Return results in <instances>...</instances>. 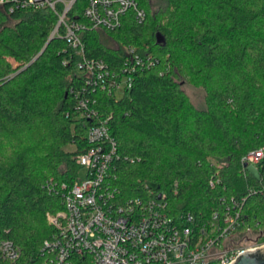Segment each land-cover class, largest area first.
Masks as SVG:
<instances>
[{"label": "trees", "instance_id": "1", "mask_svg": "<svg viewBox=\"0 0 264 264\" xmlns=\"http://www.w3.org/2000/svg\"><path fill=\"white\" fill-rule=\"evenodd\" d=\"M89 1L77 0L70 19L86 23ZM136 1L147 14L143 24L128 14L116 31L82 33L86 57L112 71L123 67L128 48L158 61L120 99L88 90L97 120L75 108L84 82L79 58L63 37H52L58 15L0 11V242L20 248V264L41 262L54 233L48 214L64 208L61 187L79 179L77 157L91 146L98 120H108L117 142L114 175L123 195L154 188L172 217L190 214L196 226L225 209L223 198H246L243 230L264 231V195L251 194L261 186L243 160L264 150V0H167L158 13L149 0ZM187 83L206 90L205 109L192 104Z\"/></svg>", "mask_w": 264, "mask_h": 264}, {"label": "built area", "instance_id": "2", "mask_svg": "<svg viewBox=\"0 0 264 264\" xmlns=\"http://www.w3.org/2000/svg\"><path fill=\"white\" fill-rule=\"evenodd\" d=\"M76 2L0 0V11L13 14L49 8L58 15L52 37H63L79 58L77 68L84 82L81 91L74 93L75 108L82 118L97 120V102L86 96L88 90L116 95V90L124 87L125 93L140 71L154 68L158 61L131 48L126 50L124 65L117 72L102 59H88L84 31H116L128 14L143 24L147 14L136 0H90L83 12L86 23H82L69 16ZM58 3L63 5L60 13ZM88 140L91 146L77 157V165L86 174L72 186L62 185L64 208L48 214L54 233L44 241L38 264H233L244 252L264 248V231L243 230L246 198L229 202L223 198L225 209L215 211L204 226H196L190 214L176 219L164 196L159 199L154 188L146 186L144 196L126 197L116 185L114 168L120 155L108 120H98L89 129ZM243 160L248 175L261 186L251 194L264 195V150L251 151ZM210 186L215 187V182ZM21 259L22 251L13 241L0 242L2 262L20 264Z\"/></svg>", "mask_w": 264, "mask_h": 264}, {"label": "rangeland", "instance_id": "3", "mask_svg": "<svg viewBox=\"0 0 264 264\" xmlns=\"http://www.w3.org/2000/svg\"><path fill=\"white\" fill-rule=\"evenodd\" d=\"M151 3V11L152 13H158V12H166L168 9V1L167 0H149ZM106 45L110 47H115V43L109 39L105 38L103 39ZM184 90L186 94L188 95L189 99L191 100L192 104L197 109H205L206 108V99H207V92L206 90L196 84H186L184 86ZM124 93V87H121L120 89L116 90V97L120 99L123 96ZM67 151H74L75 146L70 145L66 148ZM86 172L83 170L80 172L79 177L83 178L85 176Z\"/></svg>", "mask_w": 264, "mask_h": 264}, {"label": "water", "instance_id": "4", "mask_svg": "<svg viewBox=\"0 0 264 264\" xmlns=\"http://www.w3.org/2000/svg\"><path fill=\"white\" fill-rule=\"evenodd\" d=\"M164 42V38L161 35H158V44H162ZM161 198L162 195L160 194L159 199ZM233 264H264V248L255 252H244Z\"/></svg>", "mask_w": 264, "mask_h": 264}]
</instances>
